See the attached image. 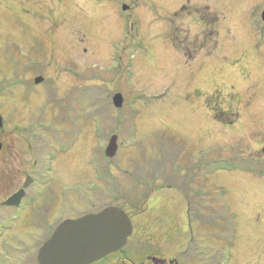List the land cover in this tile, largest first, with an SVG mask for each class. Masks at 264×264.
I'll list each match as a JSON object with an SVG mask.
<instances>
[{
  "label": "rangeland",
  "instance_id": "rangeland-1",
  "mask_svg": "<svg viewBox=\"0 0 264 264\" xmlns=\"http://www.w3.org/2000/svg\"><path fill=\"white\" fill-rule=\"evenodd\" d=\"M263 12L264 0H0L2 130L14 111L42 132L12 139L46 165L52 228L111 205L133 228L124 264L144 249L264 264V176L211 174L264 169ZM23 154L14 182L0 170V202L37 179ZM18 228L0 230V264H36L48 233Z\"/></svg>",
  "mask_w": 264,
  "mask_h": 264
},
{
  "label": "water",
  "instance_id": "water-1",
  "mask_svg": "<svg viewBox=\"0 0 264 264\" xmlns=\"http://www.w3.org/2000/svg\"><path fill=\"white\" fill-rule=\"evenodd\" d=\"M264 22V12L261 17ZM41 77L34 79V84L42 82ZM115 108L122 105V97H112ZM2 118L0 116V128ZM117 137H110L104 155L112 159L117 152ZM29 178L23 185L26 188ZM20 190L7 200V205L16 204L22 196ZM132 234L129 218L118 207H105L99 212L86 214L74 219L61 221L48 239L38 248L36 264H94L110 254L121 250Z\"/></svg>",
  "mask_w": 264,
  "mask_h": 264
},
{
  "label": "flooded vegetation",
  "instance_id": "flooded-vegetation-1",
  "mask_svg": "<svg viewBox=\"0 0 264 264\" xmlns=\"http://www.w3.org/2000/svg\"><path fill=\"white\" fill-rule=\"evenodd\" d=\"M11 120L14 121L12 122V124L14 126V129L16 130L4 132L2 128L5 125V121L2 118L3 125H2V128L0 129V135L7 133L10 140L5 136L0 137V140H1L0 141V170L2 172H6L8 174L7 176L10 175L9 177L12 178L11 181L14 182V179L18 178L17 176L18 163L20 162L21 164L25 165L22 162V159L19 158V155L21 153H24L23 154L24 158L28 157V160L31 161V164H30L31 169L33 170L35 168H38V171L36 173L37 179H34V176H29V175L25 176V179L26 177H30L28 186L25 189H23V184L25 181L24 179L23 183L20 186L16 187L17 184H15L14 186V188L16 187L15 190L10 195L3 198V200L0 202V205L5 209L4 212H0V221H1L0 230H8L10 228L13 229L15 227H19L17 230L23 231V232H25V229L29 231H32L33 229L34 231H39L43 233L46 232L48 233V237H49L52 231L54 230V228L57 226V224L61 220L57 222L53 228L51 227L50 221L52 220V217H50V214H51L50 204H49L50 202L46 201V196H45L46 194H48L47 192H45V190L51 182L47 180L45 174H42L41 172L42 169L43 171H45L46 165L43 163L41 165L37 160L33 158L34 154H33L32 144L27 143L26 150L23 152H19L18 148L16 147V142L14 141V139H12V135H16L17 133L19 136H22L23 134L26 135V139L32 138L33 140H35V139H39L38 136H42L41 134L42 132L36 133L34 130L30 129V127H19L17 124H21V122L18 120L16 116H14V111H13V115L11 116ZM224 125H226V123ZM17 139L18 138H16V140ZM28 160L26 159V161ZM26 165H29V164L26 163ZM216 172L227 173L225 169H220ZM243 174L260 178L264 176V169H258L257 167H255V165H252V166L250 165L247 167V170L243 172ZM38 187H43V188L42 190H38ZM21 189H23L22 190L23 194L18 199L16 204L7 205L6 204L7 200L10 199L12 195L19 192ZM93 212H96V211H93ZM93 212H90V213H93ZM47 238L46 239L44 238L42 240L38 248L47 240ZM150 244L151 243H146V245H150ZM124 247L118 252L108 255L107 257L103 258L97 263L98 264H120V263L124 264L125 258L122 255ZM144 250L137 251L136 257L141 259V261L138 263H130V264H180L179 259L182 257V254L188 251V249H186L187 251L183 250L182 252H180L181 255H178V257L170 256V257L163 258L162 256H160V254L158 256H146V257H144L145 254L139 255L140 253H143ZM161 253H162V250H161ZM166 254L168 253L166 252ZM1 256L4 257V255L0 254V257ZM29 262L31 264L32 260Z\"/></svg>",
  "mask_w": 264,
  "mask_h": 264
},
{
  "label": "bare ground",
  "instance_id": "bare-ground-1",
  "mask_svg": "<svg viewBox=\"0 0 264 264\" xmlns=\"http://www.w3.org/2000/svg\"><path fill=\"white\" fill-rule=\"evenodd\" d=\"M216 173H219V172H216ZM216 173H215V174H216Z\"/></svg>",
  "mask_w": 264,
  "mask_h": 264
}]
</instances>
